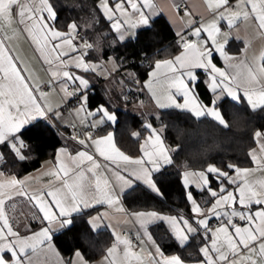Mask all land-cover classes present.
Wrapping results in <instances>:
<instances>
[{"label": "snow or ice", "instance_id": "snow-or-ice-1", "mask_svg": "<svg viewBox=\"0 0 264 264\" xmlns=\"http://www.w3.org/2000/svg\"><path fill=\"white\" fill-rule=\"evenodd\" d=\"M125 4L134 14L139 15V23L144 25L149 23L150 18L144 9H155L152 0H115L114 3L113 0H100L98 10L102 9V15L112 22L111 28L118 34L120 41L125 40V33L121 31L124 22L118 13L128 11ZM205 5L213 20L190 28V36L195 37V40L178 33L183 49L181 53L173 59L155 62L151 73L153 77L157 76L162 67L170 75L165 76L169 85L166 98L161 99L155 92L153 97L160 108L185 109L197 119L208 116L219 126L228 128L229 124L215 101L211 107L197 101L194 87L199 81L194 70L203 69L208 74L207 87L217 94V98L230 97L237 104L245 101L251 112L264 110V51L251 64L246 60H236L226 51L231 30L238 22L251 20L264 37V0H238L236 6L230 0H205ZM241 6L242 10L238 11ZM173 7L179 13V5L175 0ZM185 15H191V12L186 9ZM56 19L57 12L51 0H0V146L8 149L12 162L27 158L24 154L25 145L19 139L21 129L41 118L44 121L59 120V108L62 107L58 105L54 108L42 102L47 100L49 93L38 83L33 84L34 77L29 69L22 66L21 58L9 47L19 26H22L20 31L26 33L37 46L43 63L52 71L55 80H50L49 85L59 82L69 100L75 97L79 101L80 111L84 110L87 103L89 81L69 71L73 66L69 61H73L75 68H83L86 72H96L98 67H103L95 61L87 60L89 53L96 50L91 42L81 39L79 44L76 43L73 33L81 31L80 25L71 21L67 31H61L54 26ZM220 21H226L229 29L223 33L222 42L217 39L221 33ZM192 23L189 22L190 26ZM202 32L207 33L208 39L202 38ZM236 38L239 39L238 36ZM245 44L247 48V42ZM214 53L226 61L235 60L228 64L231 72L222 70L212 62ZM70 86L73 91H68ZM145 87L152 91L150 83ZM177 95L183 97V104L177 102ZM87 115L93 119L98 117L99 124L117 121L116 115L104 106L97 107L95 111L89 110ZM85 126L95 128L97 124L89 123ZM145 129L149 135L141 145L142 155L138 158L127 155L117 147L112 132L97 138L91 131H87L83 139L73 137L84 150L71 155L67 149H60L55 171L45 173L50 178L43 188L29 193L24 188V180L11 178L0 181V264H34V257L45 250L59 257L52 245V226L58 224L61 229L70 227L73 214L83 209L106 204L109 208H115L116 212L125 213L121 198L132 196L141 186L147 192L162 196L155 175L161 173L164 166L172 165V150L164 146L160 131L152 124H146ZM131 135L140 137L139 132ZM254 136L258 138L256 142L260 144L259 151L264 152V132L256 131ZM61 154L68 156L71 166L61 161ZM97 157L102 158L103 165ZM251 159L256 163V168L242 169L232 164L227 166L234 170L235 177L215 166L200 171H185L183 187L189 189L190 178L195 177V186L202 192L207 191L212 198L210 206L203 210L189 190L186 192V200L191 202V217L163 215L156 211L131 212L133 222L142 230V235L151 247H154V252L148 251V260H144L138 252L131 250V240L121 239L119 234L114 233L116 243L107 249L104 257L107 264H187L179 254L165 255L154 240L149 226L157 222L167 226L168 235L180 249L199 240V259L194 264H264V157L258 159L253 153ZM7 163L5 153L0 152V166ZM106 173L115 178L119 191ZM3 175L4 172L0 170V176ZM210 176L219 183V191L211 188ZM224 181L236 185L235 191L227 190ZM17 196L31 202L32 207L37 209V218L46 226L31 235H22L14 228L5 206ZM254 205L260 208L253 211ZM108 215L105 212L91 219V228L98 230L100 222ZM212 218L220 221L219 227L213 229L210 226ZM237 218L245 222L244 226L235 222ZM119 245L124 247L122 259L118 261L115 257ZM75 256L78 264H86L78 250ZM63 264H72V261Z\"/></svg>", "mask_w": 264, "mask_h": 264}, {"label": "trees", "instance_id": "trees-1", "mask_svg": "<svg viewBox=\"0 0 264 264\" xmlns=\"http://www.w3.org/2000/svg\"><path fill=\"white\" fill-rule=\"evenodd\" d=\"M99 0H51L57 12L55 26L67 30L71 21L81 27L76 32L81 38L91 42L96 50L91 51L87 58H106L113 56L118 63L114 75H118L116 90L113 95L107 92L103 79L93 84L88 98L90 108L104 105L117 117L116 123L100 124V130L95 134L113 131L117 145L129 155L139 153L141 140L146 134L144 122H150L160 131L168 147L173 163L166 165L161 173L155 175L162 196L145 191L143 186L128 197H122L126 206L131 209H157L164 212H175L188 209L186 189L183 187L182 171L188 168L204 169L208 164L225 167L227 164L250 166L252 164L251 150L256 145L254 133L264 129V110L251 112L245 101L235 103L228 98L217 102L229 127L219 126L209 117L195 118L189 111L170 108H154L144 113H138L135 102L140 100V82L149 70V65L160 55H164L165 44L172 39L173 34L168 23L162 16L151 20L147 27L138 28L133 38L118 41L110 28L109 21L98 10ZM142 51L149 53L148 66H138L130 63V58L137 57ZM163 52V53H162ZM132 67L137 71L138 79L121 81L124 69ZM131 88L134 96L127 98ZM204 93L205 90H201ZM204 96V94H203ZM63 132L66 128L37 120L21 131L19 138L25 145L24 161L12 162L8 149L0 146L8 163L4 170L21 174L39 166L45 159L53 156L58 145L63 142ZM139 132L140 137L131 135ZM176 149H179L178 151ZM97 207L85 209L73 214L70 227L59 228L52 234V242L65 257L79 250L88 259L94 260L104 254L112 240L107 229L93 230L88 222V216ZM167 235V233H166ZM169 240L170 238L167 237ZM170 242V241H169ZM198 244V243H197ZM195 244V246H197ZM165 246V244L163 243ZM166 250H174L182 257L193 259L196 251L185 253L177 244Z\"/></svg>", "mask_w": 264, "mask_h": 264}, {"label": "crops", "instance_id": "crops-1", "mask_svg": "<svg viewBox=\"0 0 264 264\" xmlns=\"http://www.w3.org/2000/svg\"><path fill=\"white\" fill-rule=\"evenodd\" d=\"M100 0L98 1L99 4ZM115 0H113V3ZM153 4L155 5V9H144V11L149 15V23L147 25L140 24L139 20L140 17L138 14H134L130 7H128L127 4H125V7H128V11L119 14V17L123 23V27L121 28V31L125 33V40L133 38L136 30L138 28L142 27H147L150 25L151 20L154 19L157 16H162L166 22L168 23L169 28L172 31L173 37L172 39L168 42V44H165V53L164 55H160L157 57L148 67L149 70L147 71L145 77L143 80L140 82V88L137 89L140 91V100L135 102V108L138 113H144L146 111H149L150 109L154 108H160L156 100L153 97V92H155L156 96H159L161 99H165L166 96L168 95V89L169 85L167 80L165 79L166 75H170L166 73V70L162 69L158 72L157 76L153 77L151 73L154 70V65L157 60H165V59H173L176 55H179L181 53L182 49V43L180 42V36L178 33L184 34L185 38H190L192 40H195V37L190 36V28L191 27H196L200 26L202 24H207L210 23L213 20L212 14L208 11L206 5H205V0H175V3L180 5L184 4V8H179V13H177L176 9L173 7V0H152ZM230 3L233 6H236L238 3V0H230ZM188 10L191 12V15H185V10ZM242 10L241 8L237 9ZM102 13V9H100ZM104 16V15H103ZM105 17V16H104ZM106 18V17H105ZM107 19V18H106ZM192 21V25L190 26L189 22ZM111 21H109V25L111 28ZM15 26V25H14ZM55 26V25H54ZM219 27L221 29V33L217 35V39L221 40L223 39V33L228 32L229 29L227 27V22L226 21H220L219 22ZM58 30L61 31H67L64 29H60L55 26ZM22 29V26H19L16 36L12 39V41L9 44V47L13 49V52L18 55L21 60H22V66H26L29 69V73L34 77L33 79V84H39L41 88L44 91H47L49 93L48 98L46 101H42L43 103L50 104L54 108L59 106H62V98L59 93V91L54 87V84L58 85L59 89L64 93L62 90L60 83L59 82H54L51 85H49L50 80H55V78L52 77V71L49 70L48 65L43 63V60L40 56L39 51L37 50V46L31 41L29 37H27V34L20 31ZM113 31L115 38L118 39V34L111 28ZM73 35L76 37V43H80L81 38L79 34L73 33ZM239 37L237 39L236 37ZM202 38L203 39H208L207 33L202 32ZM85 40V39H84ZM124 40V41H125ZM122 42V41H120ZM247 42V48L246 44ZM209 43L211 41L209 40ZM83 47V45H80ZM226 51L227 53L231 56L234 57L236 60H246L249 64L253 63L256 58L258 57L259 53L261 51H264V37H262L255 25L251 20L245 22V23H240L238 22L236 27H234L231 30V38L229 39L228 44L226 45ZM163 53V52H162ZM89 62L95 61L99 65H102V68L98 67V70L96 72H91V71H84L83 68L77 69L74 67L73 61H69V64H72L68 70L71 71L74 75H79L82 76L89 81V88L87 89V97L89 98V95L92 91L93 84L100 82V79H103V84L105 85V88L107 92L113 95V92L116 90L115 84L117 83L118 80V75H114V72L117 71L118 69V63L116 58L113 56L106 57V58H87ZM217 67L221 68L222 70L226 69L227 71L231 72L232 69L228 68L229 63H234L235 60L233 61H226L223 57L219 56L218 54L213 55V61H212ZM195 74L198 77V84H195L194 91L196 93V98L197 101L206 107H211L212 102H217L222 99V98H228L231 100L230 97H224L221 96L220 98H217V94H214L210 91V89L207 87V81H208V74L203 70V69H195ZM124 75L123 77H119L121 81L128 82L131 80H137L138 79V74L137 71L132 68V67H127L123 71ZM28 73H26L27 75ZM151 84L152 91H149L147 87H145L146 84ZM44 86H48V89L43 88ZM72 87V86H71ZM73 89V87H72ZM205 90V92L201 94V90ZM128 91H133L131 88H127ZM173 92H175V89H172ZM136 93V91L133 93ZM204 94V96H203ZM127 98H131L129 95H127ZM178 103L183 104L184 100L182 96L177 95L175 97ZM99 106H104L102 104H99ZM95 108H90L88 104V99L87 103L85 105V108L83 111L79 110V101L73 106L72 108V114L63 109L62 107L59 108L61 111V117L59 120L52 119L50 121H46L55 127H64L66 128V132H63V142L58 145L54 151V154L52 157L45 159L39 166L28 170L26 172H23L21 174H16L14 172H9L4 170L2 166H0V170L4 172L3 176H0V181L6 180V179H11V178H17L20 180L25 181L24 188L26 191L31 193L32 191L36 190L37 188H43L45 182L50 178L49 176L45 175V173H48L50 171H55L56 168V157L57 154L60 152L61 148L67 149V153L71 155H75L78 151L84 150L83 146L79 145L77 142V139H83L84 137L81 135H76L72 133L69 128L68 124L69 122L75 117L78 120L82 119H89L92 123H96L97 125H100L98 123V117L96 119H93V117L88 116L87 112L89 110L95 111L97 109ZM105 107V106H104ZM170 108V107H168ZM219 108V107H218ZM185 110V109H183ZM110 113H112L110 110H108ZM208 117V116H205ZM211 118V117H209ZM39 120H43L42 118ZM37 120H34L24 126L23 129H25L27 126L30 124L36 122ZM44 121V120H43ZM150 122L145 121L144 126L146 124H149ZM151 124V123H150ZM153 126V125H152ZM154 127V126H153ZM155 128V127H154ZM21 129V131L23 130ZM264 132L263 130H259ZM112 132V130L108 131ZM108 132L102 133V134H92L94 137H100L103 135H106ZM114 134V133H113ZM149 131H146L145 136L141 140V145L144 143V140L148 137ZM161 135V134H160ZM73 137H76L77 139H73ZM162 137V135H161ZM20 139V138H19ZM256 141L258 138H256ZM115 140V137H114ZM163 140V138H162ZM21 141V139H20ZM116 143V141H115ZM164 146L168 148L163 140ZM116 146L119 147L116 143ZM120 148V147H119ZM260 144L256 142V145L252 148L251 150V155L255 153L257 158L259 159L260 157H264V152L259 151ZM121 149V148H120ZM90 151H94V149H89ZM122 150V149H121ZM123 151V150H122ZM1 152V151H0ZM125 152V151H124ZM126 153V152H125ZM127 154V153H126ZM129 155V154H127ZM142 155L141 148L139 150V153L135 155H129L134 158H138ZM98 160L101 162L103 165V160L102 158L97 157ZM61 161L64 163H67L69 166H71V161L68 159V156L66 154H61ZM225 167H219L216 164H208L204 169H185L182 171V181H183V173L185 171H200V170H205L208 166H215L222 171H226L229 173L230 176L235 177L236 173L234 172L233 169H229L227 166ZM234 165V164H232ZM239 168H256L257 165L255 162L252 160V164L250 166H237ZM103 171V167L101 169ZM106 175L109 177L110 181L112 184L116 187V190L119 191L118 185H116L115 178L111 176L110 173H106ZM210 182H211V188L213 190L219 191V183L212 177H209ZM196 178L192 177L190 178V188L186 189V192L191 190L193 192V196L196 199L197 203L200 204L201 208L203 210H206L210 204L209 201L212 199L207 191H200L199 188L196 186ZM224 186L227 190L229 191H235L236 185L228 184L227 181H224ZM122 199V204L124 209L126 210L125 213H119L115 211V208H109L106 204L104 205H95L94 207H97L93 212H91L88 216V222L107 212L109 215L106 216L102 222H100V227L99 229H107L111 236L112 240L109 243V245L106 247V250L104 254L99 256L98 258L94 260H88L82 253L79 251L86 264H107V261H105L104 257L106 255L107 249L114 243H116L115 240V234H119L121 236V239H130V233H136L140 236L141 241L143 240L144 243L140 244V246H135L132 242V247L131 250H134L138 252L141 257L144 260H148L147 252L148 251H153L154 252V247H151L150 242L147 241V238L142 235V230L138 228V225L133 222L134 218L131 217V212L134 211H156L159 214L163 215H172V216H184V217H191L193 214L191 213V202L188 201V209L187 210H177L175 212H164L160 211L157 209H131L128 208L125 204V202ZM6 212L9 216V220L11 223H13V226L16 230H18L22 235H31L33 232L39 231L42 227L46 226V223H42L40 219L37 218V209L32 207L31 202L27 201L26 198L24 197H15L14 201H8L6 203ZM239 207V206H238ZM92 208V207H89ZM86 208V209H89ZM260 206H253V211H256L259 209ZM85 210V209H83ZM82 210V211H83ZM76 214V213H74ZM214 221H218V225H213L212 223ZM235 222L239 226H244L245 222L239 221L238 218L235 220ZM90 225V224H89ZM210 226L214 229L216 227L220 226V221L212 218L210 219ZM53 231L51 234H53L56 230L59 229V225H53ZM166 225L161 224L159 222L152 224L149 226V231L151 232L154 240L160 245L162 248L163 252L165 255H172V254H179V252L174 251V250H166L165 246L167 248H170L174 243L176 242L170 238L168 235V231L166 230ZM126 233H123V232ZM167 233V235H166ZM169 237L170 240L167 238ZM170 241V242H169ZM165 244V246L163 245ZM199 243V240L193 242L191 246L188 247V249H185V253L188 254L189 252L196 251L197 254V246L195 244ZM52 245L55 249V252L59 253V257L55 255L53 252H49L47 250L42 251L39 256L34 257V264H63V262L66 261H72V264H78V258L75 256L74 251L71 256L65 257L63 256L58 249L55 247V245L52 242ZM123 245L118 246L117 250V256L115 257L118 261L122 259V249ZM143 248L144 251L141 252L140 249ZM158 256V254H157ZM184 258V257H183ZM187 262V264H194V262L199 259V257H195L193 259H187L184 258Z\"/></svg>", "mask_w": 264, "mask_h": 264}, {"label": "built area", "instance_id": "built-area-1", "mask_svg": "<svg viewBox=\"0 0 264 264\" xmlns=\"http://www.w3.org/2000/svg\"><path fill=\"white\" fill-rule=\"evenodd\" d=\"M184 7H185L184 4H180L179 5V8H184ZM180 42H181V40H180ZM148 56H149V53H147L145 51H142L139 56L130 58V63H133V64L138 65V66H148L149 63H150V60H149ZM54 87L59 91V93L61 95L62 108L72 114V108L77 103L78 100L75 97H73L72 99L69 100L65 96V93H63L59 89L58 85L54 84ZM43 88L48 89V86H44ZM68 91H73L71 86L68 87ZM128 95L130 97H132L133 96V92L129 91ZM89 123H92L89 119L78 120L75 117H73V119L68 124V128H69V130L72 133H74L76 135H81V136H83L85 138V133L87 131H91L92 134H93V133H96V132H98L100 130L99 125H97L95 128L86 127L85 125L89 124ZM212 224L216 226V225L219 224V222L218 221H214ZM123 233H126V232L124 231ZM129 236H130V239H131V241L133 242V244L135 246H140L141 238H140V236L138 234L130 233Z\"/></svg>", "mask_w": 264, "mask_h": 264}]
</instances>
